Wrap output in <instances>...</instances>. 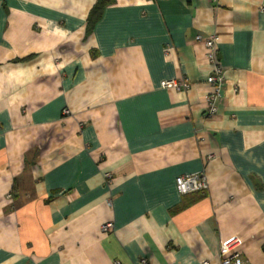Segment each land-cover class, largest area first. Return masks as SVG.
<instances>
[{
  "label": "crops",
  "instance_id": "obj_1",
  "mask_svg": "<svg viewBox=\"0 0 264 264\" xmlns=\"http://www.w3.org/2000/svg\"><path fill=\"white\" fill-rule=\"evenodd\" d=\"M95 2L0 0V264H264V0Z\"/></svg>",
  "mask_w": 264,
  "mask_h": 264
},
{
  "label": "built area",
  "instance_id": "obj_2",
  "mask_svg": "<svg viewBox=\"0 0 264 264\" xmlns=\"http://www.w3.org/2000/svg\"><path fill=\"white\" fill-rule=\"evenodd\" d=\"M195 40L204 46L205 59L210 66V71L205 78V82L209 86V91L206 94L207 107L205 113L207 116H212L216 113L224 83L223 68L217 57L218 37L216 35L207 37L196 35ZM169 50L170 48L167 47L166 52L168 53ZM160 86L167 89L185 90L189 87V82L183 78L165 79L160 82ZM175 186L180 194L200 192L207 189L206 177L202 171L179 175L175 178ZM7 196H10V193ZM111 228L110 222L101 225L103 232L109 231ZM239 245L240 238L236 235L221 240L217 254L220 264H248L240 254Z\"/></svg>",
  "mask_w": 264,
  "mask_h": 264
},
{
  "label": "trees",
  "instance_id": "obj_3",
  "mask_svg": "<svg viewBox=\"0 0 264 264\" xmlns=\"http://www.w3.org/2000/svg\"><path fill=\"white\" fill-rule=\"evenodd\" d=\"M111 0H96L91 7L87 16L86 31H90L94 24L99 20L105 6L110 3Z\"/></svg>",
  "mask_w": 264,
  "mask_h": 264
}]
</instances>
